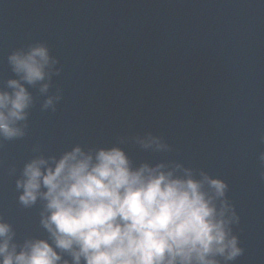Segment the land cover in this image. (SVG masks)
I'll return each mask as SVG.
<instances>
[{"label": "water", "instance_id": "1", "mask_svg": "<svg viewBox=\"0 0 264 264\" xmlns=\"http://www.w3.org/2000/svg\"><path fill=\"white\" fill-rule=\"evenodd\" d=\"M34 41L58 57L51 91L63 96L41 111L33 89L27 135L0 148V215L18 240L46 235L40 205L21 206L15 188L33 145L59 154L152 131L172 151L130 141L132 158L227 180L245 249L235 264H264V0H0V85L13 75L10 52Z\"/></svg>", "mask_w": 264, "mask_h": 264}, {"label": "clouds", "instance_id": "2", "mask_svg": "<svg viewBox=\"0 0 264 264\" xmlns=\"http://www.w3.org/2000/svg\"><path fill=\"white\" fill-rule=\"evenodd\" d=\"M7 62L13 75L0 85V148L27 135L33 89L43 98L41 111H55L63 96L51 91L62 69L46 42L14 49ZM130 141L153 153L172 151L152 131L110 145L76 143L59 154L33 145L15 188L21 206L40 205L46 235L20 241L0 215V264H235L245 249L228 181L180 160L136 162L124 147ZM258 160L264 165V151Z\"/></svg>", "mask_w": 264, "mask_h": 264}]
</instances>
